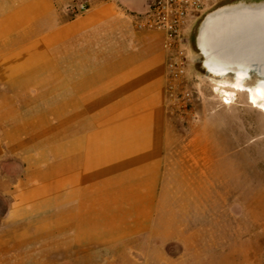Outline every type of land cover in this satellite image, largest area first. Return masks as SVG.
<instances>
[{
	"label": "rangeland",
	"instance_id": "rangeland-1",
	"mask_svg": "<svg viewBox=\"0 0 264 264\" xmlns=\"http://www.w3.org/2000/svg\"><path fill=\"white\" fill-rule=\"evenodd\" d=\"M83 2L0 0V196L8 209L15 200L14 215L0 218V264H264V110L247 92L233 89L232 75L221 79L207 73L198 43L208 15L264 0H202L187 28V64L183 77L172 82L174 91L166 78L169 200L160 203L158 215L183 221L181 240L144 237L83 254L68 247L65 231L51 233L49 202L37 215L22 218V205L38 204L37 178L49 183L51 134L61 129L51 124V81L39 77L50 68L36 66L33 50L3 57L79 16L73 9ZM23 56L28 58L19 70L16 62ZM20 71L26 78L19 80ZM257 80L253 73L247 84ZM223 90L232 94L230 101ZM26 168L44 173L27 177L32 185L27 197L21 191ZM45 189L49 200V184Z\"/></svg>",
	"mask_w": 264,
	"mask_h": 264
},
{
	"label": "crops",
	"instance_id": "crops-1",
	"mask_svg": "<svg viewBox=\"0 0 264 264\" xmlns=\"http://www.w3.org/2000/svg\"><path fill=\"white\" fill-rule=\"evenodd\" d=\"M86 1L84 13L3 57L33 50L36 66L50 68L39 77L51 81V124L61 129L51 134L49 183L37 178L38 204L22 205V218L49 205L51 233L65 231L68 247L83 254L144 237L181 240L183 221L158 215L160 203L169 200L164 176L170 168L163 34L134 26L148 0ZM27 58L16 62L18 68ZM31 175L44 173L26 168L25 197ZM48 184L49 200L43 193ZM14 204L5 218L14 215Z\"/></svg>",
	"mask_w": 264,
	"mask_h": 264
},
{
	"label": "bare ground",
	"instance_id": "bare-ground-1",
	"mask_svg": "<svg viewBox=\"0 0 264 264\" xmlns=\"http://www.w3.org/2000/svg\"><path fill=\"white\" fill-rule=\"evenodd\" d=\"M198 43L207 73L221 79L232 75L233 89L247 92L250 102L264 110V3L223 8L208 15ZM253 73L258 80L250 86L247 82ZM223 91L230 101L232 94Z\"/></svg>",
	"mask_w": 264,
	"mask_h": 264
},
{
	"label": "built area",
	"instance_id": "built-area-1",
	"mask_svg": "<svg viewBox=\"0 0 264 264\" xmlns=\"http://www.w3.org/2000/svg\"><path fill=\"white\" fill-rule=\"evenodd\" d=\"M88 7L87 2L80 3L73 9V13L80 15ZM201 7L202 0H148L146 11L135 16L136 29L163 34L170 91L175 88L172 82L180 80L185 72L187 61L183 47L187 44L186 32Z\"/></svg>",
	"mask_w": 264,
	"mask_h": 264
},
{
	"label": "trees",
	"instance_id": "trees-1",
	"mask_svg": "<svg viewBox=\"0 0 264 264\" xmlns=\"http://www.w3.org/2000/svg\"><path fill=\"white\" fill-rule=\"evenodd\" d=\"M5 206V208H4V210L2 211L1 210V213H0V218H1V220L4 218V216L7 214V212H8V206L6 205V203L4 202V199L0 196V207H1V209L3 208ZM7 207V208H6Z\"/></svg>",
	"mask_w": 264,
	"mask_h": 264
}]
</instances>
